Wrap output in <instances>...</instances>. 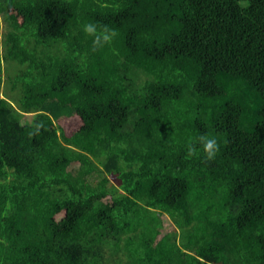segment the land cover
<instances>
[{
    "label": "trees",
    "instance_id": "obj_1",
    "mask_svg": "<svg viewBox=\"0 0 264 264\" xmlns=\"http://www.w3.org/2000/svg\"><path fill=\"white\" fill-rule=\"evenodd\" d=\"M0 264H264V0H0Z\"/></svg>",
    "mask_w": 264,
    "mask_h": 264
},
{
    "label": "clouds",
    "instance_id": "obj_2",
    "mask_svg": "<svg viewBox=\"0 0 264 264\" xmlns=\"http://www.w3.org/2000/svg\"><path fill=\"white\" fill-rule=\"evenodd\" d=\"M82 30L86 35L93 37V46L100 47L106 43H110L116 36L114 29H109L106 26L98 30L97 24L94 22L85 23ZM39 127V125H37ZM200 148H194L191 144L187 145V151L190 155L199 154L202 152L204 160H212L218 151V143L215 136L201 135L198 138Z\"/></svg>",
    "mask_w": 264,
    "mask_h": 264
},
{
    "label": "rangeland",
    "instance_id": "obj_3",
    "mask_svg": "<svg viewBox=\"0 0 264 264\" xmlns=\"http://www.w3.org/2000/svg\"><path fill=\"white\" fill-rule=\"evenodd\" d=\"M26 121H29L31 119V116H25ZM162 223L165 226L166 229L172 228L173 225L168 219L166 215H162Z\"/></svg>",
    "mask_w": 264,
    "mask_h": 264
}]
</instances>
